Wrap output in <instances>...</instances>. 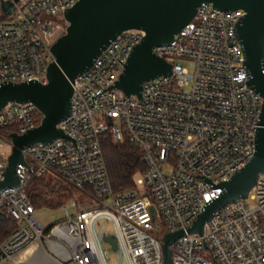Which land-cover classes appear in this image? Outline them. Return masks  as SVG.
<instances>
[{
    "label": "built area",
    "instance_id": "built-area-1",
    "mask_svg": "<svg viewBox=\"0 0 264 264\" xmlns=\"http://www.w3.org/2000/svg\"><path fill=\"white\" fill-rule=\"evenodd\" d=\"M4 1L0 82L34 78L46 83V68L54 60L50 47L66 27L64 9L77 0H8L13 9L7 13ZM242 15L240 9L221 11L200 3L170 44L152 47L171 63L172 74L144 81L142 103L116 88L101 91L118 79L143 32L124 30L110 41L75 78L70 113L57 125L75 138L78 152L65 138L26 145L21 152L30 167L15 166L21 185L0 189V212L17 221L0 240V264H31L32 245L52 264H104L92 232L100 215L115 223L128 264H163V234L189 226L220 192L202 175L214 184L228 180L254 152L262 98L245 82L233 33ZM173 58H185L192 70ZM39 115L31 102H9L0 109V180L12 148L9 134L36 127ZM105 133L113 142L127 139L141 150L145 168L135 176L133 189L113 190L100 144ZM40 177L71 191L60 205L61 222L46 226L35 214L28 189ZM108 235L103 232L104 242ZM169 249L173 264H264V171L245 198L212 214L202 235L185 233Z\"/></svg>",
    "mask_w": 264,
    "mask_h": 264
},
{
    "label": "water",
    "instance_id": "water-1",
    "mask_svg": "<svg viewBox=\"0 0 264 264\" xmlns=\"http://www.w3.org/2000/svg\"><path fill=\"white\" fill-rule=\"evenodd\" d=\"M202 2H210L212 8L221 11H243L233 26V33L242 51L245 82L261 96L262 104L251 158L228 180L214 184L210 178L202 175L201 179L213 188L218 187L220 192L204 203L189 226L163 234V264H173L169 246L175 239L185 233L202 235L205 222L216 210L245 198L258 175L264 171V0H77L71 7L65 8L63 17L66 27L50 47L54 60L46 68V83L34 78L0 82V109L9 102H31L42 116L36 127L20 135L9 134L12 148L1 173L0 189L21 185L15 166L22 163L30 167L21 152L26 145L49 144L56 138H65L73 141L78 152L75 138L64 133L57 125L70 113L75 78L86 71L110 41L124 30L143 32L140 42L130 49L118 79L101 91L116 88L125 96H137L142 103L144 81L172 74L171 63L155 54L152 47L170 44L175 35L192 20ZM12 3L8 0L1 2L4 13L13 9ZM93 97L91 95L92 104ZM104 240L116 250L117 241L113 236H104Z\"/></svg>",
    "mask_w": 264,
    "mask_h": 264
},
{
    "label": "trees",
    "instance_id": "trees-1",
    "mask_svg": "<svg viewBox=\"0 0 264 264\" xmlns=\"http://www.w3.org/2000/svg\"><path fill=\"white\" fill-rule=\"evenodd\" d=\"M40 115L37 123L40 122ZM100 144L108 171L112 188L115 192L133 189L135 176L144 170L145 165L141 162V150L123 139L113 142L108 133L101 135ZM30 202L35 208H57L71 195V191L49 177L33 179V185L28 189ZM17 226V221L6 213L0 215V240H4Z\"/></svg>",
    "mask_w": 264,
    "mask_h": 264
},
{
    "label": "rangeland",
    "instance_id": "rangeland-1",
    "mask_svg": "<svg viewBox=\"0 0 264 264\" xmlns=\"http://www.w3.org/2000/svg\"><path fill=\"white\" fill-rule=\"evenodd\" d=\"M171 62L181 64L186 67L189 71L192 70V66L185 58H173ZM171 169L170 165L165 167V172L169 173ZM71 211V208L69 209ZM35 214L43 225H51L57 222H61L64 218V212L62 207L50 208V207H39L36 208ZM92 232L94 234L99 251L103 254L104 264H128L126 254L120 238L117 233V229L113 220L106 216H98L92 224ZM103 232L114 236L117 239V249L113 250L110 245L102 240ZM108 250V257L104 256V250ZM11 264V263H7Z\"/></svg>",
    "mask_w": 264,
    "mask_h": 264
},
{
    "label": "crops",
    "instance_id": "crops-1",
    "mask_svg": "<svg viewBox=\"0 0 264 264\" xmlns=\"http://www.w3.org/2000/svg\"><path fill=\"white\" fill-rule=\"evenodd\" d=\"M28 250L32 252L30 256L31 264H52V259L43 252L38 251L37 245H32Z\"/></svg>",
    "mask_w": 264,
    "mask_h": 264
}]
</instances>
